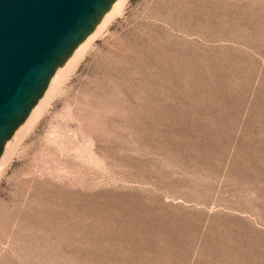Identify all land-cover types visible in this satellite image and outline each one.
Segmentation results:
<instances>
[{
    "label": "rangeland",
    "instance_id": "374dc122",
    "mask_svg": "<svg viewBox=\"0 0 264 264\" xmlns=\"http://www.w3.org/2000/svg\"><path fill=\"white\" fill-rule=\"evenodd\" d=\"M109 20L0 175V264H264V0Z\"/></svg>",
    "mask_w": 264,
    "mask_h": 264
},
{
    "label": "water",
    "instance_id": "95a60500",
    "mask_svg": "<svg viewBox=\"0 0 264 264\" xmlns=\"http://www.w3.org/2000/svg\"><path fill=\"white\" fill-rule=\"evenodd\" d=\"M115 0H0V156L56 69Z\"/></svg>",
    "mask_w": 264,
    "mask_h": 264
},
{
    "label": "bare ground",
    "instance_id": "6f19581e",
    "mask_svg": "<svg viewBox=\"0 0 264 264\" xmlns=\"http://www.w3.org/2000/svg\"><path fill=\"white\" fill-rule=\"evenodd\" d=\"M126 1L127 0H115L111 4L110 8L102 14L100 21L96 23L94 30L88 36H86V38L73 50L71 55L66 58L65 62L56 69L50 80L48 88L45 90L44 95L32 107L29 115L18 126L13 135L5 142L3 152L0 156V175L16 151L22 145V142L24 141V138L28 132L32 129V127L35 126L39 117L50 103L52 97L54 94H56V91L60 89L59 85L62 79L65 78L64 76L67 75L66 73L76 64L86 48L90 46L91 40L93 41L94 38L100 34L107 22L110 21L109 19L121 11Z\"/></svg>",
    "mask_w": 264,
    "mask_h": 264
}]
</instances>
